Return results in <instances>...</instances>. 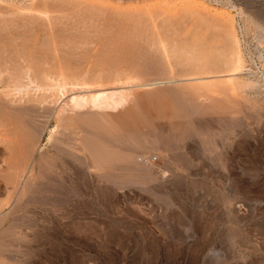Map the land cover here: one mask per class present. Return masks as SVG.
Segmentation results:
<instances>
[{
	"label": "rangeland",
	"instance_id": "obj_1",
	"mask_svg": "<svg viewBox=\"0 0 264 264\" xmlns=\"http://www.w3.org/2000/svg\"><path fill=\"white\" fill-rule=\"evenodd\" d=\"M183 1L0 0V264H264V0Z\"/></svg>",
	"mask_w": 264,
	"mask_h": 264
},
{
	"label": "bare ground",
	"instance_id": "obj_2",
	"mask_svg": "<svg viewBox=\"0 0 264 264\" xmlns=\"http://www.w3.org/2000/svg\"><path fill=\"white\" fill-rule=\"evenodd\" d=\"M164 3V2H163ZM179 3H182V1L181 2H179ZM166 4V3H165ZM168 5H169V3H167ZM174 4V3H173ZM183 5L184 6H190V7H194V8H196V7H198V8H200L201 10H205V11H209V7H206L205 5H198V4H196L194 1H192V0H184L183 1ZM173 6V5H172ZM178 6V5H177ZM171 6H169V8H170ZM174 7V6H173ZM173 9V8H172ZM170 11V10H169ZM217 14H219V12H215V17H217L218 15ZM222 14V12H220V15ZM223 14H225L224 12H223ZM222 16V15H221ZM225 16V15H224ZM227 16V15H226ZM225 16V17H226ZM239 57V56H238ZM240 62V59H238V61H237V65H238V63ZM241 67V66H240ZM239 69V68H238ZM232 74L235 76L236 74H238V70H236V69H234L233 70V72H232ZM27 78V77H26ZM20 84V83H19ZM37 87V86H36ZM35 87V88H36ZM55 88V87H54ZM62 88V87H61ZM20 89V88H19ZM39 90V89H38ZM50 90V89H49ZM41 91V90H40ZM51 91V90H50ZM47 92V91H46ZM54 92V91H53ZM56 92V91H55ZM58 92V91H57Z\"/></svg>",
	"mask_w": 264,
	"mask_h": 264
}]
</instances>
